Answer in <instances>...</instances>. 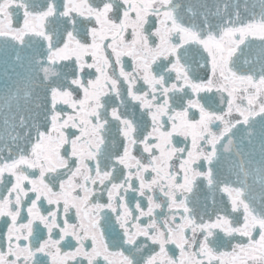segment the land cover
<instances>
[{"label": "snow or ice", "instance_id": "snow-or-ice-1", "mask_svg": "<svg viewBox=\"0 0 264 264\" xmlns=\"http://www.w3.org/2000/svg\"><path fill=\"white\" fill-rule=\"evenodd\" d=\"M0 264H264V0H0Z\"/></svg>", "mask_w": 264, "mask_h": 264}]
</instances>
